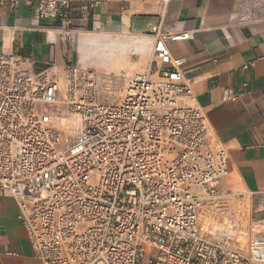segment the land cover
<instances>
[{"label":"built area","instance_id":"built-area-1","mask_svg":"<svg viewBox=\"0 0 264 264\" xmlns=\"http://www.w3.org/2000/svg\"><path fill=\"white\" fill-rule=\"evenodd\" d=\"M36 1V19L62 20L80 2L83 16L103 2ZM189 36L155 29L146 69L111 103L101 100L111 78L36 69L0 49V193L14 198L42 264H264V231L251 228L245 255L227 215L233 197L218 189L226 149L182 100L194 81L167 42Z\"/></svg>","mask_w":264,"mask_h":264},{"label":"crops","instance_id":"crops-1","mask_svg":"<svg viewBox=\"0 0 264 264\" xmlns=\"http://www.w3.org/2000/svg\"><path fill=\"white\" fill-rule=\"evenodd\" d=\"M36 6L0 2V49L58 74L68 64L106 76L140 73L155 29L188 31L167 42L194 81L192 99L182 100L202 110L209 139L226 149L219 191L248 204L264 230V0H103L87 16L80 2L66 20L36 19ZM223 88L233 99H221ZM17 214L14 198L0 193V264H42Z\"/></svg>","mask_w":264,"mask_h":264},{"label":"rangeland","instance_id":"rangeland-1","mask_svg":"<svg viewBox=\"0 0 264 264\" xmlns=\"http://www.w3.org/2000/svg\"><path fill=\"white\" fill-rule=\"evenodd\" d=\"M101 77L107 79L111 78L113 80V85L110 91H103L101 94V100L104 103L116 102L121 97L122 85L125 77L127 76H106L100 75ZM228 210L227 215L230 216L235 222L236 227L242 229V233L238 236V247L242 249L245 255H249V242L251 239V228L260 227L255 218L253 209L245 204L244 201L240 199H231L226 206ZM264 231V230H263Z\"/></svg>","mask_w":264,"mask_h":264}]
</instances>
